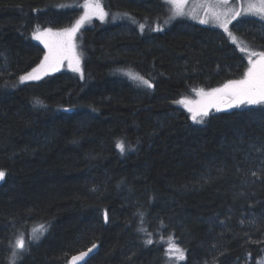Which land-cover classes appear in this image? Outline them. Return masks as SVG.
Listing matches in <instances>:
<instances>
[{
	"label": "trees",
	"instance_id": "obj_1",
	"mask_svg": "<svg viewBox=\"0 0 264 264\" xmlns=\"http://www.w3.org/2000/svg\"><path fill=\"white\" fill-rule=\"evenodd\" d=\"M84 1L0 0V264H69L93 243L86 264H258L264 104L198 124L175 103L241 79L244 53L219 29L166 23L164 0H101L108 15L76 37L81 74L20 83L44 55L33 34L70 27ZM230 31L264 51V23Z\"/></svg>",
	"mask_w": 264,
	"mask_h": 264
},
{
	"label": "snow or ice",
	"instance_id": "obj_2",
	"mask_svg": "<svg viewBox=\"0 0 264 264\" xmlns=\"http://www.w3.org/2000/svg\"><path fill=\"white\" fill-rule=\"evenodd\" d=\"M167 3L172 4L174 10L179 8L177 0H166ZM205 18H200V24H209L212 22V26L219 27L224 30L231 39V41L240 48L241 52H248V67L239 80H230L225 83L221 88H215L211 91L204 93L203 90H198L197 94L202 97L201 101H198L196 105H193L190 101L186 99H180L175 101V103L183 105L186 110L191 113V118L194 123H202L203 117L209 114V108H216L217 111L221 110V105H226L227 107H238L241 104L255 105L264 104V51L256 52L250 50L243 41H238V38L233 35L229 30V24L237 17L242 15L253 16L259 20H264V0H241L240 8L230 7L229 0H205ZM86 11L83 16L76 22V24L71 29H65L61 33H52L50 29L44 30V32H36L33 35V39L39 40L44 44V47L48 49L44 56V60L33 69L31 73L20 76V83H24L27 80H39L41 78V73L46 74L49 71L58 70L59 64L62 60L68 59L69 66L73 71L79 72V58L75 55L74 46L72 45V37L87 20H90L92 16L96 15L101 20L108 15L98 2L92 3L91 0L84 5ZM174 15H182L179 11H174ZM115 19V18H114ZM140 29H144V25H139ZM159 30V29H157ZM51 37H63L61 40H51ZM252 57H257L252 59ZM131 79L137 81L139 85L145 86L147 88H152L153 84L147 79L133 74L127 73ZM39 103V101H37ZM117 149L121 152L125 151V145L123 142H117ZM6 173L0 170V180L5 178ZM253 176L256 175L255 172L252 173ZM107 220V215H105ZM43 229V226H41ZM46 230V229H44ZM37 230H34V233ZM43 231H40V235ZM40 235H33L31 238L33 240H38ZM171 239V238H170ZM146 244H152L153 241L148 239L145 241ZM26 247L25 239L21 236L18 237L13 246L12 255L19 256ZM97 245L92 244L88 248L87 252H81L79 255L73 256L71 258L70 264H77L79 261H84V258L88 253L92 252ZM175 251L179 254L178 258L183 259V249L174 243H170L167 253ZM171 258V257H170ZM11 264H15V261H11Z\"/></svg>",
	"mask_w": 264,
	"mask_h": 264
},
{
	"label": "rangeland",
	"instance_id": "obj_3",
	"mask_svg": "<svg viewBox=\"0 0 264 264\" xmlns=\"http://www.w3.org/2000/svg\"><path fill=\"white\" fill-rule=\"evenodd\" d=\"M164 1L166 2V0H164ZM86 2H88V0H86V1L83 2V4H82V11H81V14H80V16L78 17V19H77V20H76V21H75L70 27L65 28V29H71V28L76 24V22L81 18V16L84 15V13H85V11H86L84 5H85ZM91 2H92V3H96L97 0H91ZM98 2L102 5L101 0H98ZM177 2H178V4H179V8H178V9H175V10H174L172 4H169V3L166 2V4H167V5L169 6V8H170V14L168 13L169 17L167 18L166 23H171V22H173L174 20H176V19H178V18H181V19H185V20L191 21V22H193V23H197V24L202 25V26H207V27H212V28L219 29V30H221L223 33L227 34L226 32H224L223 29H221V28H219V27H214V26H212V22H211V21L209 22V24H200V23H199V19H200V18H205V10H204L205 7H206V2H205V0H177ZM229 6H230V7H235V8H240V6H241V0H229ZM102 7H103V5H102ZM103 9H104V8H103ZM104 11H105V10H104ZM174 11H179L180 13H182V15H174ZM245 17H246V18H253V19H256V20H258V21L264 23V20H259V19H257L256 17H253V16H247V15L239 16V17H237V19H235V20H239V19H241V18H245ZM104 19H105V17H104ZM104 19H103V20H104ZM94 20H100V21H103V20H101L100 18H98V16H96V15L92 16V18H91L90 20H87V21H85V22L83 23V25L79 28V30H78V31L74 34V36L72 37V45L74 46V52H75V55L79 58V61H80V63H79L80 71H79V72L73 71L72 68L69 66V61H68V59H64V60H62V61L60 62L59 67H58V70H56V71H49V72H47L46 74L41 73V78H40V79H42V78H44V77H46V76H48V75H52V74H54V73H57V72H63V71H66V72H72V73H76V74H79V75L81 74V72H82V59H81V56H80L79 51H78V49H77V45H76V37H77V35L79 34V32H80V30H81L82 28H84L86 25H88L91 21H94ZM235 20H233L232 22H234ZM231 24H232V23H231ZM228 27H229V30H230V24H229ZM65 29H59V30H52V29H50V30H51L52 33H61V32H63ZM44 30H46V29H38L36 32H41V33H42V32H44ZM36 32H35V33H36ZM33 35H34V34H33ZM227 35H228V34H227ZM227 37H228V36H227ZM32 39H33V36H32ZM50 39H51V40H61V39H63V37H51ZM229 39H230V38H229ZM230 40H231V39H230ZM33 41H34L35 43H37L38 45H40V47L42 48L43 53H44V55H43L41 61H40L39 64H38V65H40V63L44 60V56H45L46 52L48 51V49H46V48L44 47V44L41 43L39 40L33 39ZM238 41H240V39H238ZM232 43H233V42H232ZM233 44H234V43H233ZM235 45H236V44H235ZM236 47H237V45H236ZM248 48H249L250 50H253V51H256V52H261V51H258V50H254L253 48H250V47H248ZM237 49H239V51L241 52V50H240L239 47H237ZM242 53H244V55H245V57H246V58H245V59H246V62H247V66H246V68H245V71H246L247 67L249 66V65H248V59H249V57H248V52L245 51V52H242ZM256 58H257V57H252V59H256ZM38 65H37V66H38ZM37 66H35L33 69L37 68ZM33 69H32L31 71H29L28 73H31V72L33 71ZM245 71H244V73H245ZM28 73H27V74H28ZM244 73H243V75H244ZM133 74H136V73H133ZM136 75H138V74H136ZM139 76H140V75H139ZM242 77H243V76H242ZM40 79H39V80H40ZM27 81L33 82V81H38V80H27ZM133 82H134V81H133ZM134 83H135V82H134ZM135 84H137V83H135ZM222 86H223V85H222ZM222 86H221V87H222ZM221 87H218V88H221ZM213 89H215V88H213ZM198 90H203L204 93H207V92L211 91L212 89H208V90H204V89H196V90H193V91L189 94V96L182 97L181 99H186V100L190 101L193 105H196V103H197L198 101H201V99H202V97H201L200 95L197 94V91H198ZM257 105H260V104H255V105L241 104V105L238 106V107H227L226 105H221V110H220V111H217L216 108H214V107L209 108V114L212 113V112L229 111V110H233V109H237V108L239 109V108H241V107H246V106H257ZM179 106H180L182 109L186 110V108H185L183 105L179 104ZM186 111H187V110H186ZM187 112H188V111H187ZM188 113H189V112H188ZM189 114L192 115L191 113H189ZM204 118H205V117H203V120H204ZM198 124H202V123H198ZM166 243H167L166 249H168L169 244H170V243H173V242H172V240L167 239V240H166ZM174 244H175V243H174ZM175 245H176V244H175ZM168 256L171 257V258L176 259L177 261L181 260V259L178 258L179 254L176 253L175 251H172V252L168 253ZM258 264H264V257L258 262Z\"/></svg>",
	"mask_w": 264,
	"mask_h": 264
},
{
	"label": "water",
	"instance_id": "obj_4",
	"mask_svg": "<svg viewBox=\"0 0 264 264\" xmlns=\"http://www.w3.org/2000/svg\"><path fill=\"white\" fill-rule=\"evenodd\" d=\"M2 182V180H0V183ZM88 249L84 250L83 252H87ZM98 251V247L94 248L92 250V252L88 253V255L84 258V261H79L77 262V264H86V262L88 261L89 258H91L96 252ZM81 252L73 255V256H76V255H79ZM71 256V258L73 257ZM71 258L69 259V264H70V261H71Z\"/></svg>",
	"mask_w": 264,
	"mask_h": 264
},
{
	"label": "bare ground",
	"instance_id": "obj_5",
	"mask_svg": "<svg viewBox=\"0 0 264 264\" xmlns=\"http://www.w3.org/2000/svg\"><path fill=\"white\" fill-rule=\"evenodd\" d=\"M67 111H70V110H67ZM9 256V255H8Z\"/></svg>",
	"mask_w": 264,
	"mask_h": 264
}]
</instances>
